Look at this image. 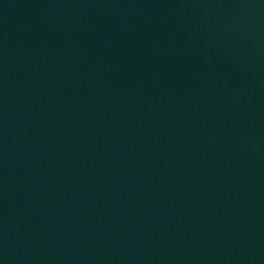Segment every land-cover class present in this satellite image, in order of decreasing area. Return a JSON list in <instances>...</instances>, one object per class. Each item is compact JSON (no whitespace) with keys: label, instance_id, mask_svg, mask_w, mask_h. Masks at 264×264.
<instances>
[{"label":"water","instance_id":"95a60500","mask_svg":"<svg viewBox=\"0 0 264 264\" xmlns=\"http://www.w3.org/2000/svg\"><path fill=\"white\" fill-rule=\"evenodd\" d=\"M0 264H264V0H0Z\"/></svg>","mask_w":264,"mask_h":264}]
</instances>
